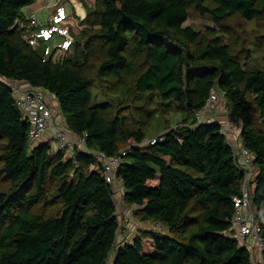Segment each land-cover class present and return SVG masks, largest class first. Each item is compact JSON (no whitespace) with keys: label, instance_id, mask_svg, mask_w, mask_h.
I'll use <instances>...</instances> for the list:
<instances>
[{"label":"trees","instance_id":"16d2710c","mask_svg":"<svg viewBox=\"0 0 264 264\" xmlns=\"http://www.w3.org/2000/svg\"><path fill=\"white\" fill-rule=\"evenodd\" d=\"M35 1L0 0V264H254L227 235L244 173L221 120L199 123L195 113L217 90L240 120L239 142L255 155L253 206L264 238V67L248 68L213 30L185 23L191 8L217 25L234 16L264 21V0H96L72 54L46 62L15 26L28 24L24 9ZM5 80L55 95L57 119L87 135L86 150L67 157L49 143L32 145ZM153 98L182 118L149 138ZM131 112L145 114L137 126ZM153 138L162 141L136 145ZM123 150L124 204L155 226L118 247L114 192L89 151Z\"/></svg>","mask_w":264,"mask_h":264},{"label":"built area","instance_id":"2783aa9c","mask_svg":"<svg viewBox=\"0 0 264 264\" xmlns=\"http://www.w3.org/2000/svg\"><path fill=\"white\" fill-rule=\"evenodd\" d=\"M44 1L46 6L42 9L48 12L45 20H42L37 12H33L30 17L28 16V24L23 25L17 20L15 26L20 25L23 28V40L33 49L42 52L44 62L50 58H68L77 43L74 24L75 22L86 20L88 16L89 10L87 9L86 2L84 0ZM5 81L12 90V96L15 99L18 109L23 112L30 123L29 138L32 145H36L37 141L44 139L48 131H52V140H54L55 144L54 150L67 151L70 149L73 152L76 146L82 150H86L85 143L87 135L83 137L78 136V140L76 141L69 136L66 125L57 119L55 111L49 104L43 88L31 85L24 87L21 81L18 80ZM223 97L219 91L213 90L205 108L195 113L196 120L199 123L205 124H211L213 122L219 123L220 121L216 116L220 112H224L226 107V104H222ZM221 132L227 137L229 143L235 150V163L244 173L241 194L234 198L235 213L232 217L230 227L232 233L227 232V235L232 236V238L238 240L242 245L251 248L253 258L255 255L254 246H256L260 256L259 262L264 264L262 227L256 220L253 206L257 173L254 165L255 155L241 145L239 142L240 134L234 125L222 122ZM232 135H237L238 139H232ZM159 141H162V139L153 138L136 145L139 148H145ZM89 152L100 159L102 172L107 183L111 185L114 195L119 194L124 201L126 192L123 187L122 178L118 172L123 163L122 158L127 153L126 150H123L120 155L115 157H110L103 151ZM122 203L116 200L119 222L125 218V214L122 213L124 212L122 210ZM160 229H162L161 226H159ZM105 264H113L112 259H108Z\"/></svg>","mask_w":264,"mask_h":264},{"label":"rangeland","instance_id":"374dc122","mask_svg":"<svg viewBox=\"0 0 264 264\" xmlns=\"http://www.w3.org/2000/svg\"><path fill=\"white\" fill-rule=\"evenodd\" d=\"M43 2V0H36L35 2ZM87 5V9L90 11L96 2V0H84ZM34 2V3H35ZM33 3V4H34ZM33 4L30 6L25 7L24 12L30 15L33 13ZM185 26H192L199 30L202 34H206L208 29L213 30L217 35L214 36H219L221 41H224L225 43H228L232 46V51L234 54H236L242 62L246 63V66L248 68L252 67H264V21L262 19H257V20H246L242 18L241 16H234L227 20L224 24L222 25H217L209 16L207 15H201L198 11L195 9L191 8L190 9V17L189 20L185 23ZM82 26L80 22H75L74 24V33L78 36V34L81 33ZM208 38L210 36L207 35ZM94 67V65H93ZM94 69L92 70V77H95L94 75ZM99 86L96 84V89ZM114 88L112 89L113 93ZM46 94H50V92L45 91ZM101 98V97H99ZM154 100L152 103L149 105V108L156 114L149 126L144 128L146 133L148 134L147 136L151 138L152 136H158L161 134L165 128L171 126H176L181 122V115L174 113V111L166 112L164 111V107L161 105V101L158 98H153ZM126 104V102H125ZM123 103L120 107L123 108L125 106ZM222 104H226V100L223 97L222 99ZM51 107L54 109V106L50 104ZM132 109V108H131ZM124 109H121L123 111ZM221 113V112H220ZM223 114H226L227 118L229 115L228 111H225V113L222 111ZM141 115V117L139 116ZM145 114H136L132 113L129 114V122L131 123L132 126H137L138 120H141ZM231 118V117H230ZM61 120V118H59ZM167 121V123H166ZM262 123V121H261ZM50 139L52 138L53 134L52 131H48L46 134ZM241 142V139H240ZM37 145V144H36ZM0 148H1V143H0ZM67 150V149H66ZM72 152V150L68 149L65 151V154L67 157H70L68 152ZM7 186L6 181L1 177L0 175V189H5ZM125 214V218L123 222L126 220V215H130L131 217H134L133 211L129 212H122ZM122 219V218H121ZM135 219V217H134ZM135 221L140 222L135 219ZM122 222V221H121ZM147 224V225H146ZM146 229L144 231H139V233L146 232L148 230L154 229L153 226H155V223H146ZM122 230V227H121ZM154 231V230H152ZM124 233L123 231L121 234ZM163 235H168V229H164L161 232ZM254 246V244H253ZM255 247V252L258 253L256 246ZM249 250L252 252L253 251L251 248ZM255 264H261L260 262H255Z\"/></svg>","mask_w":264,"mask_h":264},{"label":"crops","instance_id":"0c3cea01","mask_svg":"<svg viewBox=\"0 0 264 264\" xmlns=\"http://www.w3.org/2000/svg\"><path fill=\"white\" fill-rule=\"evenodd\" d=\"M44 6H46V3H45V1L43 0V2L41 3V1L39 2H35L34 4H33V9H32V11L33 12H37V14H38V16L42 19V20H45V18H46V16H47V14H48V12L46 11V10H44V9H42ZM25 13V16L26 17H28V14H26V12H24ZM21 84L24 86V87H27V86H29V84L27 83V82H24V81H21ZM51 94V93H50ZM47 95V100H48V102H49V104H52L53 106H54V111H55V114L57 115V117L58 116H61V114H60V108H59V104H58V101H57V99H56V97H55V95H53V94H51V95H49V94H46ZM224 113H225V111H224ZM59 114V115H58ZM231 117V118H230ZM228 116V118H227V116H226V114H223L222 112L221 113H219L217 116H216V118L218 119V120H221V122H223V123H228V124H233V125H235V127L237 128V130H238V132H240L239 130V128H240V120H238V119H236L235 117H232V116ZM59 120V119H58ZM61 120H63V124L65 125V123H64V119L62 118ZM60 121V120H59ZM61 122V121H60ZM67 130H68V134H69V136L74 140V141H76V140H78V135L77 134H75L73 131H71V130H69L68 128H67ZM232 139H237V135H232ZM242 140V139H241ZM37 143V145L38 144H40V143H49L50 145H51V147L52 148H54L55 147V144H54V140H52V138L50 139V137H48L47 135L44 137V139H42V140H39V141H37L36 142ZM69 153V155H71L73 152H68ZM114 199H115V201L116 200H119L121 203H122V210L124 211V212H129L130 213V211H133V210H131V208H128L125 204H124V201H123V199L120 197V195L119 194H115L114 195ZM132 214V213H131ZM130 214V215H131ZM129 214L128 215H126V220H125V222H120L121 223V227H122V230H121V228H120V235H119V240H118V247L119 246H123V245H125L126 243H130L131 241H132V239L137 235V234H139V231H144V229H146V223H144V222H137V221H135V219H134V217H131ZM146 224V225H145ZM124 232V233H122L121 234V232ZM254 264H255V262H259L260 261V256H259V254L257 253V252H254ZM258 254V255H257Z\"/></svg>","mask_w":264,"mask_h":264}]
</instances>
